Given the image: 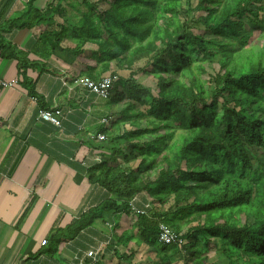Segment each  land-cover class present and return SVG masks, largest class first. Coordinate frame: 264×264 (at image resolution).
Returning a JSON list of instances; mask_svg holds the SVG:
<instances>
[{
  "label": "trees",
  "instance_id": "obj_1",
  "mask_svg": "<svg viewBox=\"0 0 264 264\" xmlns=\"http://www.w3.org/2000/svg\"><path fill=\"white\" fill-rule=\"evenodd\" d=\"M62 1L28 0L8 28L42 27L43 55L62 59L69 84L115 77L97 97L108 113L85 175L104 196L66 236L113 218L111 231L127 225L117 243L135 240L145 264H211V250L224 264H264V0H81L79 17ZM0 56L36 97L26 72L46 65L10 44ZM160 224L174 242L159 241Z\"/></svg>",
  "mask_w": 264,
  "mask_h": 264
},
{
  "label": "crops",
  "instance_id": "obj_2",
  "mask_svg": "<svg viewBox=\"0 0 264 264\" xmlns=\"http://www.w3.org/2000/svg\"><path fill=\"white\" fill-rule=\"evenodd\" d=\"M7 1L0 0V9ZM27 1L13 0L0 19V44L14 46L29 63L55 73L41 69L37 77L31 68L26 72L36 78L33 97L17 80V60L0 56V78L15 82L0 94V264H89L86 252L101 242L96 264H145L148 251L135 240L117 243L116 234L127 228L124 220L116 233L111 231L114 219L107 218L66 236L80 214L104 196L99 187L85 184L81 162L98 160L89 144L108 111L97 97L58 74L60 57L43 55L37 37L42 27L8 28ZM45 2L35 0L42 6ZM53 109L65 115L58 128L38 115Z\"/></svg>",
  "mask_w": 264,
  "mask_h": 264
},
{
  "label": "built area",
  "instance_id": "obj_3",
  "mask_svg": "<svg viewBox=\"0 0 264 264\" xmlns=\"http://www.w3.org/2000/svg\"><path fill=\"white\" fill-rule=\"evenodd\" d=\"M115 81V77L112 76H106L102 78L101 80L97 82H93L87 79H79L75 83L81 87V89L85 90L87 94H91L95 97H106L108 95L109 89L111 87V84ZM15 82H10L7 80H4L0 78V94L3 90L10 88L13 86ZM38 115L40 119L50 123L52 126L60 127L62 121L65 118V115L61 114L59 110L53 109V110H41L38 112ZM102 121H105V119H102ZM97 140H102V136L98 135L96 136ZM98 162V160L96 161ZM95 162H92V164ZM82 166L85 170L89 168L91 164L87 163L86 161L81 162ZM137 214H143L144 211L141 209H137L135 207L132 208ZM160 235L158 237L159 241L164 243H172L176 240V237L169 231V229L160 224L159 225ZM100 245L96 248H92L91 250L87 251L85 254V257L88 259L89 264H96L97 262V256L99 254V249L102 246Z\"/></svg>",
  "mask_w": 264,
  "mask_h": 264
},
{
  "label": "rangeland",
  "instance_id": "obj_4",
  "mask_svg": "<svg viewBox=\"0 0 264 264\" xmlns=\"http://www.w3.org/2000/svg\"><path fill=\"white\" fill-rule=\"evenodd\" d=\"M70 1V0H63L62 3H61V6L65 8L66 10V15H75V16H80V13L81 11H85V8L81 5V0H76L77 1V8L80 9V11L76 10L75 8H72L70 6L67 5V2ZM90 2H93V3H96V4H99L102 8L104 6H107L108 4V1L107 0H89ZM59 19V18H58ZM136 78H138V80L140 82H145V79H144V76H136ZM115 110V108L117 110L120 109V105H117L115 107H113ZM210 259H212V261H210ZM209 262L211 264H224L225 260L221 257V254H218V253H213L212 250L210 251V257H209Z\"/></svg>",
  "mask_w": 264,
  "mask_h": 264
},
{
  "label": "bare ground",
  "instance_id": "obj_5",
  "mask_svg": "<svg viewBox=\"0 0 264 264\" xmlns=\"http://www.w3.org/2000/svg\"><path fill=\"white\" fill-rule=\"evenodd\" d=\"M42 1H43V0H42ZM39 4H40V3H39ZM42 7H43V6H42ZM43 8H44V7H43ZM34 32H35V31H34ZM50 58H51V57H50ZM45 60H46V59H45ZM65 66H66V65H65ZM58 67H59V66H58ZM109 74H110V73H109ZM110 76H111V75H110ZM101 79H102V78H101ZM101 79H100V80H101ZM97 81H98V80H97ZM112 85H113V84H112ZM84 91H85V90H84ZM101 99H102V98H101ZM103 99H104V98H103Z\"/></svg>",
  "mask_w": 264,
  "mask_h": 264
}]
</instances>
